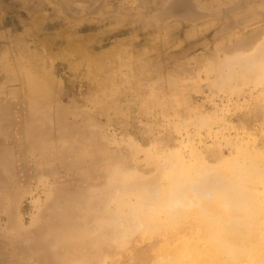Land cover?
I'll use <instances>...</instances> for the list:
<instances>
[{
    "label": "rangeland",
    "instance_id": "obj_1",
    "mask_svg": "<svg viewBox=\"0 0 264 264\" xmlns=\"http://www.w3.org/2000/svg\"><path fill=\"white\" fill-rule=\"evenodd\" d=\"M182 2L0 0V264H144L196 226L121 238L124 204L264 158V0Z\"/></svg>",
    "mask_w": 264,
    "mask_h": 264
},
{
    "label": "bare ground",
    "instance_id": "obj_2",
    "mask_svg": "<svg viewBox=\"0 0 264 264\" xmlns=\"http://www.w3.org/2000/svg\"><path fill=\"white\" fill-rule=\"evenodd\" d=\"M184 7L189 10L188 4ZM259 51V60L256 54V59L250 57L249 72L254 82L264 83V53ZM233 155L216 173H198L182 182L168 178L160 189L138 194L135 204L126 203L118 210L121 238L138 230L149 233L151 226L172 229L181 222L196 226L197 240L188 243L186 236H171L144 264H264V158L257 161L242 150ZM198 164L193 172L202 168L201 161ZM204 181L207 186L201 185Z\"/></svg>",
    "mask_w": 264,
    "mask_h": 264
}]
</instances>
